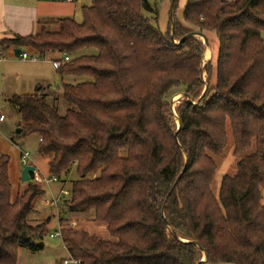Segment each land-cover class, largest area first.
<instances>
[{
    "label": "trees",
    "instance_id": "trees-1",
    "mask_svg": "<svg viewBox=\"0 0 264 264\" xmlns=\"http://www.w3.org/2000/svg\"><path fill=\"white\" fill-rule=\"evenodd\" d=\"M177 3L164 33L147 0H92L81 23L45 20L33 35L0 41L2 51L68 55L56 73L84 78L62 84L72 107L64 116L43 87L9 98L17 136L38 138L48 175L59 181L75 167L65 210L92 214L115 239L60 227L81 264H198L202 252L208 264H264V0H186L182 21ZM189 33L213 39L214 62L202 67L198 38L180 43ZM85 49L96 53L73 57ZM177 90L187 99L174 110L179 129ZM229 137L240 160L215 195L213 156ZM8 165L1 156L0 264H17L20 248L43 250L50 219L29 223L41 189L30 183L12 198Z\"/></svg>",
    "mask_w": 264,
    "mask_h": 264
},
{
    "label": "rangeland",
    "instance_id": "rangeland-1",
    "mask_svg": "<svg viewBox=\"0 0 264 264\" xmlns=\"http://www.w3.org/2000/svg\"><path fill=\"white\" fill-rule=\"evenodd\" d=\"M57 2H63L59 5L61 11V17H67L74 20L77 23L82 22V7H90L92 0H70L71 2L65 3L67 0H56ZM152 6L158 8V19L153 22V25L157 27L161 32H166L171 22L170 20V0H147ZM186 0H178L177 9L175 12V18L182 21V12L185 6ZM64 4V5H63ZM173 11V9H172ZM64 13V14H62ZM173 15V14H172ZM147 17H151L150 13H146ZM173 19V16H172ZM48 30H56V24H46ZM261 38L264 43V33L261 34ZM201 40L200 38H198ZM209 43L205 46V49L210 50V57L205 60L203 55L202 67L209 61L214 62L213 58V39L209 37ZM203 43V41L201 40ZM26 51V50H23ZM95 50L85 49L76 54L73 57L87 56L95 54ZM13 56V55H12ZM29 56L38 57L37 53L29 52ZM6 58V55L1 57ZM62 55L58 53H50L40 57L37 62H47L50 66V70L45 71L46 82L41 83L43 87V93L46 95V101L48 104H56L58 113L64 116L67 110L72 109L61 97L62 84H77L84 80L80 77H61L54 72L55 61L62 59ZM32 62V61H30ZM34 62V63H37ZM1 68V67H0ZM18 68H10L8 75L4 76L0 69V114L6 117V124L0 125V157L6 156L9 159L8 176L11 185L12 198L18 193H22L30 183L37 184L41 189V194L34 200V211L29 215V223L32 225L43 222L49 218L50 223L47 227L46 233L42 239L44 244L43 250L32 253L24 248L18 250L17 264H60L62 260L68 257L66 250L63 247L60 237L51 238L58 231V226L70 228L76 231L86 232L90 236H95L102 240L115 241L114 238L108 233L106 226L101 223H97L93 219V215L78 216L77 214L67 212L61 201L62 191H69L72 181L78 179L75 171V167H72L70 172L62 174L59 181L50 182L48 184L35 183L33 180L24 182L21 179V171L24 166L21 164V151H28L30 153L29 164L36 166L40 176L49 177L47 172V162L44 158L37 154L38 138L30 135L27 137H18L16 133L17 126L20 123V115L9 101L11 93H15L12 87V82L15 79V72ZM206 81V74L203 72V79ZM35 90V89H34ZM33 90V91H34ZM28 92V93H33ZM187 102V99H183V95L177 91L170 94V104L175 110L180 104ZM189 102V101H188ZM174 119L177 125V119L174 112ZM214 163L216 164V174L214 182L212 184V191L217 195L222 176L225 174L234 175L236 172V164L240 160L239 156L233 154V143L231 137H229L228 144L223 152L219 156H213ZM91 177V176H90ZM89 177V178H90ZM97 177V175L92 176ZM69 196V195H68ZM56 199L57 206H51L52 201ZM73 214V218L71 217ZM93 229V230H90ZM89 231V232H88ZM94 231V232H91ZM94 233V235L90 234ZM205 254L201 253V259L205 261ZM202 262V264H203ZM205 263V262H204Z\"/></svg>",
    "mask_w": 264,
    "mask_h": 264
},
{
    "label": "crops",
    "instance_id": "crops-1",
    "mask_svg": "<svg viewBox=\"0 0 264 264\" xmlns=\"http://www.w3.org/2000/svg\"><path fill=\"white\" fill-rule=\"evenodd\" d=\"M69 2L71 1H64V4ZM62 3L63 2L49 0H0V41L12 36L24 37L33 35L42 28V23L45 20L50 21L58 18H67L61 17L63 15H61L59 5ZM14 50L16 49L10 48L5 51L0 49V69L3 72L2 74L6 76L10 68H18L14 73L15 79L12 82L15 93H11V95L32 94L28 92H32L34 89L36 90L38 87L42 86L40 85L41 83L46 82L45 71L50 70L51 66L47 62L34 63L21 60L14 56ZM4 55H6V58L2 59L1 57ZM53 61L55 60L53 59ZM54 72L56 73L55 65ZM5 124L6 117L4 122L0 123V125L3 126ZM33 166H35V164ZM74 214L84 216V214L81 213ZM72 216L73 214H71V217ZM90 230L93 229L90 228ZM90 234L94 235V233ZM204 262L203 264H208Z\"/></svg>",
    "mask_w": 264,
    "mask_h": 264
},
{
    "label": "built area",
    "instance_id": "built-area-1",
    "mask_svg": "<svg viewBox=\"0 0 264 264\" xmlns=\"http://www.w3.org/2000/svg\"><path fill=\"white\" fill-rule=\"evenodd\" d=\"M18 58L21 59V60H24V61L27 60V61H32V62H37L40 59L39 57L29 56L26 52H23V53L21 52V54L19 55ZM63 60L64 61H68L69 60V56L64 54ZM58 64L59 63H55V66H57ZM4 120H5L4 115L3 114H0V123H3ZM28 162H31L30 161V153L28 151H21V164L24 167L25 166H28V165H32V164H29ZM31 175H33V181L35 183L48 184L50 182H57V179L54 176H49V177L40 176V173L38 172V170H37L36 167H35L34 173L31 174ZM60 192L62 194V198L67 197L69 195V192L68 191H62L61 190ZM50 205L51 206H57L56 199H54ZM60 234H61V232H60V226H58L57 233L54 236L51 235L50 237L51 238L60 237ZM62 263L63 264H81L80 261L71 258L69 255H68V257L66 259L63 260Z\"/></svg>",
    "mask_w": 264,
    "mask_h": 264
},
{
    "label": "water",
    "instance_id": "water-1",
    "mask_svg": "<svg viewBox=\"0 0 264 264\" xmlns=\"http://www.w3.org/2000/svg\"><path fill=\"white\" fill-rule=\"evenodd\" d=\"M173 4H174V0H171V6H170V9H171V11H170V20L172 21V9H173ZM188 37H195V38H200L202 41H203V44L205 45V46H207L208 45V40H207V38L203 35V34H201V33H189L188 35H186L184 38H182L181 39V41H180V43L183 41V40H185V39H187ZM21 50L20 49H16V50H14V56L15 57H19V55L21 54ZM201 78L203 79V74H201ZM183 95V94H182ZM171 109H172V111H173V113H174V109H173V107H171ZM178 123H177V129H179V127H180V123H179V121H177ZM20 131V129L18 128V129H16V133H18ZM34 171H35V167L34 166H32V165H28V166H25L24 168H23V170L21 171V179H22V181H24V182H29L30 180H31V174H33L34 173ZM204 254V253H203ZM203 262V260H201L198 264H200V263H202Z\"/></svg>",
    "mask_w": 264,
    "mask_h": 264
},
{
    "label": "bare ground",
    "instance_id": "bare-ground-1",
    "mask_svg": "<svg viewBox=\"0 0 264 264\" xmlns=\"http://www.w3.org/2000/svg\"><path fill=\"white\" fill-rule=\"evenodd\" d=\"M210 57V50L208 48L205 49V52H204V58L205 60H208Z\"/></svg>",
    "mask_w": 264,
    "mask_h": 264
}]
</instances>
